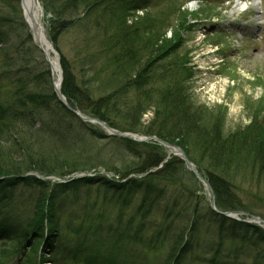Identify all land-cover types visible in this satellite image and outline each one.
Segmentation results:
<instances>
[{
    "label": "rangeland",
    "instance_id": "374dc122",
    "mask_svg": "<svg viewBox=\"0 0 264 264\" xmlns=\"http://www.w3.org/2000/svg\"><path fill=\"white\" fill-rule=\"evenodd\" d=\"M243 1L254 2L113 0L101 8L94 9L87 20V28H83L85 25L72 26L63 31L57 37L53 48L60 63L64 60L69 64L78 86L89 91L92 97L97 99L98 96L104 97L113 91H120L116 81L123 80L105 60L103 51H100V45L107 32L104 30L106 20L112 17L116 22L124 23L130 28L136 26L130 36L135 38L133 42L141 41L135 45L133 54H136L137 62H142L141 64L148 56L152 57L154 66L148 70L149 73L145 77L148 91L130 88L126 94H120L119 99L134 108L140 104L144 108H150L140 120L141 129L146 131L143 127H148L155 119L154 110L160 109L161 103L165 102L163 95L168 96L170 93L180 96L179 103L183 104L191 115L195 116L196 110L201 111L203 114L200 115V120L209 125L219 123L221 133L225 136L240 134L246 132L245 128L255 117L258 121L264 119V0L258 1L259 7L237 13L235 4ZM21 2L22 0H9V6L0 5V12L13 20L0 21V31L3 35V42H0V64L4 61L0 72L3 73L1 69L8 66L6 70L4 68L6 72L0 78V106L3 108L17 101L18 94L25 97L46 95L51 88V79L45 74L46 68L42 65V58L29 51L27 31L21 23V18H18L22 11ZM38 2L44 13L43 23L46 30L45 21L50 25L52 18L45 11L42 2ZM255 30L258 32H254ZM86 32L90 35H85ZM89 39H92V44L87 47L85 41ZM149 42L151 43L147 49ZM22 44H25V47H21ZM157 51H162L161 55L153 57ZM5 53L10 55V59L6 60L9 61L8 64L5 62L7 58L2 55ZM88 54H92L91 60L86 59ZM17 109L21 108L18 106ZM27 109L34 120H21L15 125L18 129L14 127L16 131L12 130L13 123L7 124L6 128H0L1 154L8 157L18 150L23 153L22 158L28 161L36 160L44 166L58 164L61 159L66 162L65 156H60V153L71 149L69 144L72 139L81 137L84 140H78L75 148L79 149V153L76 155L80 161L86 162L88 167L91 166V169L80 170L67 177H48L36 171L20 174L23 178H13V184L17 185L10 188L2 186L5 178L0 179V225L1 232L5 234L0 233V264H18L16 257L20 255L19 245L26 244V237L23 236L19 242L16 237L27 231V225L32 218V208L40 203L41 194V189L29 181L31 179L43 183H51L47 181L52 178L58 179L60 183L64 182V179L67 180L66 184L59 185V190L62 191L52 199L58 208L59 232L54 244V256L49 259L53 252H50L49 245L42 250L45 260L43 264H160L170 244L166 236L156 243L157 247L162 249L157 253L145 250L144 244L148 245L156 238L159 235V232H156L160 229L164 231L162 224L172 231V243L177 237L179 242L180 234L193 216L197 226L193 246L195 250L190 256H185L182 264H200L196 261L197 256H204L221 243L218 225L213 222L211 215V193L186 166L173 170L172 177L168 179H144L139 182L143 187L134 193H130L129 188L123 192L110 189L114 188L115 184H125L122 174L133 166L138 168L143 165L146 152L150 148L160 147L163 140L154 135L132 132L131 134L151 139L139 144L143 146L135 147V152L132 153L118 142L119 138L107 137V132L102 127L98 128L99 135L92 139L75 124L72 136L62 141L49 136L50 132L46 128L41 130V125L53 124L58 115L52 111L46 115L42 107L36 111L31 104L21 111L27 113ZM174 110L165 107L164 114L168 117ZM181 111L180 107L176 115H180ZM113 116L111 114L110 117ZM170 118L169 122L172 123ZM170 123L168 126L172 127L173 124ZM203 130L206 128L200 127L199 132H189L184 145L190 153V162L196 170L205 175L211 172L209 169H213L211 167L214 165V169L218 165L222 166L214 164L197 141L196 138L198 135L202 136ZM248 164V161L232 166L225 163V167L221 168L223 170L219 171L230 169V172L226 171L222 176L239 188L237 196L243 199L242 205L246 207L244 211L236 212L242 213L240 219L246 217V214L264 219V177H257V173L251 170ZM237 168L239 172H236ZM102 170L105 171L104 175L101 174ZM129 177L135 180L140 178H133V175ZM93 178L103 180L102 185L80 184L84 179ZM144 186L148 189H160L164 196L158 202L160 204L150 208L148 213H139L138 208L146 197ZM169 215L172 219L167 221L165 218ZM99 226L102 228L100 232L97 231ZM110 226L119 233L127 229L129 238L135 236V240L122 239L121 245H117L113 238L115 233L110 230ZM188 231L189 229L186 230L185 236L191 233ZM230 243L227 242L228 245ZM179 246L177 243L174 245L175 248ZM242 251L254 256L251 248ZM31 257L28 263L23 264L36 263L35 256ZM252 259L246 262L252 264ZM49 260L55 263H50Z\"/></svg>",
    "mask_w": 264,
    "mask_h": 264
},
{
    "label": "trees",
    "instance_id": "16d2710c",
    "mask_svg": "<svg viewBox=\"0 0 264 264\" xmlns=\"http://www.w3.org/2000/svg\"><path fill=\"white\" fill-rule=\"evenodd\" d=\"M9 0H0L1 6H9ZM113 0H40L42 2L45 11L51 16V27L49 26V38L53 44L57 42V37L66 29L72 26H81L88 27V19L90 15L94 12V9L101 8L112 2ZM132 10V9H131ZM19 15V14H17ZM114 16L113 14H110ZM19 18V17H18ZM0 21H8L13 22L12 19L6 17L5 14L0 12ZM87 21V22H86ZM85 23V24H84ZM136 26L130 28L126 26V24H120L118 21L116 22L114 18L110 17L106 20V29L107 32L104 35V40H102V44L100 45V51H103L105 60L108 64L114 67L115 71L123 77V80L116 81L118 83V88L120 91H113L111 94L94 99L89 91L82 90L78 84L76 83V78L73 75V72L66 61L62 60L61 66L63 69L64 80L62 86V93L69 104L73 107L79 108L84 113L89 114L90 116L101 120L103 123H106L111 128L117 129L123 132H133V133H143L148 136H156L161 140L179 146L182 150L185 151L187 157L190 160V153L186 150V136L189 132H199L200 127L206 128V132L204 131L202 136L196 138L197 141L201 144L206 154H208L210 160L214 164H221L223 167L225 163H230L231 166L235 163H241L242 161L249 162L248 166L251 170L255 171L257 177H264V119L262 121H258L256 117L252 120L251 124L246 127V132L242 133H233L231 135L225 136L221 133L219 123H215L213 125H209L206 121L200 120L199 117L203 113L201 111H195L194 115H191L187 108H184V105L179 103L180 96L171 95L169 93L168 96L163 95V101L161 103L160 109L156 108L155 119L148 125V127H143L145 130L141 129V119L143 115L150 110V108H144L142 104H140L137 108L131 107L127 103L120 102V94L124 95L127 91L132 89H140L148 91L146 88L147 80L145 77L149 73L148 70L153 68V58L148 56L143 64L142 62H137L136 54H133L135 49V45H137L141 40L132 39L130 36V32H134ZM85 35H90V33H85ZM89 41V42H88ZM0 42H3V35L0 31ZM104 42V43H103ZM149 42L147 44V49L149 47ZM27 44H29L30 53H35L36 55L42 58V65L46 68V75L50 78V72L46 62L43 59V56L38 51V49L32 45L31 36L27 35ZM89 44H92V39L85 41V45L88 47ZM11 47V46H10ZM21 47H25V44H22ZM105 51V52H104ZM28 53V52H26ZM162 51L156 52L153 57H157L161 55ZM5 58L6 64L9 63L6 60L10 59V55L7 53L2 54ZM87 60L92 59V54L87 55ZM4 62V61H3ZM0 64V68L2 67ZM8 66L3 67L1 71L5 73L4 68L6 70ZM95 68V64L92 66ZM180 67V66H179ZM185 69V68H184ZM3 73L0 72V78L3 76ZM164 93H161V95ZM175 94V93H174ZM146 95V94H144ZM120 98V99H119ZM17 101L3 108L0 106V128H6L7 124L13 123V129L16 131L18 125L23 119H31L34 120L33 115L29 109H27V113L21 111L26 108V105L31 104L34 107V110L39 111L42 107L44 113L47 115L49 112H53V114L58 115V117L54 120L53 124L46 123L45 126L41 125V130L46 128L52 138H57L59 140L64 141V138H68L72 136L73 129L75 128V124H78L80 129L86 132L89 138H94L98 134V128L92 127L83 124L80 122L73 114H71L68 110H66L59 101L53 92V87L51 83L50 92L46 95H29V96H19L17 97ZM118 100V101H117ZM125 101V100H124ZM118 102V103H117ZM116 103V104H115ZM50 105V106H49ZM115 105V107H113ZM21 109H17V107ZM172 108L174 111L170 113V116L167 117L164 114V108ZM182 109L180 115H176V112ZM141 108H144L140 110ZM112 112V113H111ZM111 114L114 116L111 118ZM26 115V117L24 116ZM197 116V117H196ZM169 117H171V122H169ZM44 123V122H43ZM168 123L173 124L172 127H169ZM121 124V125H120ZM17 129H15V128ZM76 127V128H77ZM186 137V138H185ZM84 140V138L76 137L71 141V149H67L66 151L60 153V156H65L66 162H61L58 164H45L42 165L39 161L24 159L22 157L23 153L14 151L10 156L6 157L4 154L0 156V179L5 178L2 186L10 188L15 187L17 184H13V178L20 177V174L25 175L30 172H38L40 174H45L50 177L52 175H59L63 177H67L68 175H72L75 172L85 169H91V166L88 167L86 162H82L78 159L76 153H79V149L77 147L79 141ZM118 139V138H114ZM190 140V139H187ZM120 142L125 149L134 153L135 147H142L143 145H139L135 142H130L129 140L119 139ZM196 143V142H195ZM134 149V150H133ZM162 147L150 148L149 151L146 152V158L143 160V165L137 167H132L126 173L122 174V178L126 179L130 175H139L147 172L149 169L158 166L162 163V160L165 159V155L163 154ZM21 151V150H20ZM27 151V150H26ZM246 159V161H245ZM73 164H72V163ZM80 163V164H79ZM43 166V167H42ZM183 164L178 159H173L168 162L163 171H160L157 175H152L149 178H160V179H168L171 178L173 174V170H177L182 167ZM215 166V165H214ZM214 166L211 167L213 169L211 172L209 170H205L207 174H203L202 171L199 170L209 181L210 185L213 188V192L215 194L216 206L218 210L226 212V211H239L245 210V205H242V200L238 198V187L225 177L222 176V173L226 171H231L227 169L225 171L221 169L219 165L214 169ZM240 166V165H236ZM247 166V165H246ZM225 167V166H224ZM198 168V166H197ZM236 168V167H235ZM198 170V169H197ZM239 169L237 168V171ZM225 174V173H224ZM162 177V178H161ZM148 179V178H147ZM144 180V179H143ZM142 179H131L125 184H110L114 185V188L110 187V189H117L120 191H125L126 188H129L130 193H134L137 189L143 187L139 182H143ZM41 189V194L39 195L40 203L34 206L32 212V218L29 221L26 229L27 231L24 234L16 237L18 242L22 240L23 236L26 237V244L22 243L19 245L20 252L25 253V263H28L31 260V256H35L37 258V253L39 248L41 247L40 241L44 246L49 245L50 251H55V243L58 238V226L59 220L57 219V205L54 204L52 199L55 198L58 192H61L59 185L53 183H43L42 181L37 180H29ZM85 183V185L91 184H101L103 180L101 179H84L80 184ZM70 190V189H69ZM144 190L146 191V197L142 200L141 205L138 208L137 212L146 213L149 212L150 208L153 206L156 207L160 199L164 196V192H161L160 189L156 188L148 189L147 186H144ZM128 192V193H129ZM152 196V198H150ZM148 207V208H147ZM213 217V222L218 225V237L220 244L217 245L216 248H212L208 251L204 256H197L196 261L200 264H248L246 260H250L253 258L252 264H264V231L258 229V227L251 226L245 223L237 222L235 220H230L226 217L219 216L215 214L213 211L211 212ZM167 221L172 219V216H166ZM171 223V222H170ZM188 226L185 227L183 232L180 234V241L177 242L173 240V234H171V230L166 227L165 224H162L161 227L164 231H157L159 235L156 238H153L148 245L144 244L145 250L152 253L156 251L159 252L162 250L159 249L156 245L162 237L166 236L167 241L170 243L168 248L165 250L166 254L161 261L160 264H182L186 255L190 256L191 252L195 250L194 246V237L196 233V224H195V216L193 219L188 222ZM189 229L188 236H185L186 230ZM2 230V225H0V233L5 235ZM110 230L115 234L113 235L114 243L117 245H121L122 239H130L135 240V236H130L129 231L127 229H123V233L115 232L113 230V226H110ZM97 231H102L101 226L97 228ZM228 233L227 235H225ZM118 234V236H116ZM194 234V236H193ZM121 236V237H119ZM231 242L230 245L227 242ZM166 243V242H165ZM165 243H161L164 245ZM180 244L179 248H175V244ZM233 244V246H231ZM262 245V247H260ZM28 247L29 253L26 254L25 250ZM251 248L254 252V256L251 254L245 253L246 251H242V249ZM49 249V248H48ZM54 251L52 253H54ZM248 252V251H247Z\"/></svg>",
    "mask_w": 264,
    "mask_h": 264
},
{
    "label": "bare ground",
    "instance_id": "6f19581e",
    "mask_svg": "<svg viewBox=\"0 0 264 264\" xmlns=\"http://www.w3.org/2000/svg\"><path fill=\"white\" fill-rule=\"evenodd\" d=\"M21 3L27 24L32 29H35L36 39L39 41V43H41L45 52L49 55L51 62L53 63L54 72H55V81H56L55 84L58 87L60 83L61 72L57 58L56 56L53 55V47L50 44L47 35L45 33L46 30L43 23L44 13L41 8V5L39 4L38 0H22ZM247 7L248 4H238L235 7V11L237 13L242 12L245 11Z\"/></svg>",
    "mask_w": 264,
    "mask_h": 264
},
{
    "label": "water",
    "instance_id": "95a60500",
    "mask_svg": "<svg viewBox=\"0 0 264 264\" xmlns=\"http://www.w3.org/2000/svg\"><path fill=\"white\" fill-rule=\"evenodd\" d=\"M40 49H41V51L44 53V55H45V57H46V60H47V62H48V64H50V66H51V68H52V65H51V63H50V60H49V57H48V55H47V53L45 52V50L40 46ZM55 94L57 95V97L59 98V100L62 102V104L64 105V106H66L71 112H73V113H75L76 115H77V117L80 119V120H82L83 122H89V123H93V122H96V123H99L100 125H102V126H104L106 129H107V131H109V133H111L113 136H118V137H121V138H128V139H131V135H129V134H123V133H118V132H116V131H114V130H112V129H109V128H107L106 126H105V124H103V123H100V121H98V120H95V119H93V118H90V117H88V116H85V115H83V114H80L79 112L77 113V111H75V110H73L67 103H66V100H65V98L62 96V94H61V90H60V88H55ZM149 140H151L150 138H141V139H139L138 140V142H147V141H149ZM155 140V139H154ZM162 145H164V146H169V145H166V144H164L162 141L160 142ZM181 153H182V155H184V153L182 152V151H180ZM184 160H185V162L187 163V165H188V167H189V169L192 171V172H194V174L197 176V178H199L209 189H211V187H210V185L208 184V182H206L204 179H202L200 176H199V174L193 169V166L189 163V161L188 160H186V156L184 155ZM52 180H56V179H52ZM211 207L215 210V202L214 201H212L211 202ZM219 213V212H218ZM219 214H221V215H224V216H226V217H230V218H233L232 217V215H231V213H219ZM252 220H253V222H255V223H262V224H264V222L261 220V219H259V218H255V217H253V218H251Z\"/></svg>",
    "mask_w": 264,
    "mask_h": 264
}]
</instances>
